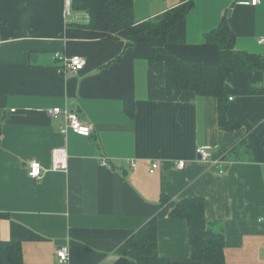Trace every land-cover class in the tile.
Returning <instances> with one entry per match:
<instances>
[{
  "label": "crops",
  "instance_id": "1",
  "mask_svg": "<svg viewBox=\"0 0 264 264\" xmlns=\"http://www.w3.org/2000/svg\"><path fill=\"white\" fill-rule=\"evenodd\" d=\"M66 1L0 0V214L8 216L0 219V256L2 242L12 241L22 247V264H60L63 247L65 264H136L117 251L168 196L205 200L207 220L225 236L226 264H264V163L243 143L249 126L264 123V73L229 77L227 119L247 125L223 130L218 100L168 88L166 65L150 61V44L126 49L124 41L68 39L67 24L88 22V15L72 10L66 17ZM250 1L194 0L167 51L219 63L220 47L207 36L226 21L237 50L264 57V0L256 7ZM179 4L134 0V15L153 20ZM57 54L87 66L63 75ZM53 108L75 112L91 134H63L66 121L46 112ZM199 147L212 148L211 162L199 159ZM59 148L68 172L51 171ZM33 161L47 170L41 180L28 176ZM158 230L161 258L204 264L192 260L187 220L160 218Z\"/></svg>",
  "mask_w": 264,
  "mask_h": 264
},
{
  "label": "trees",
  "instance_id": "2",
  "mask_svg": "<svg viewBox=\"0 0 264 264\" xmlns=\"http://www.w3.org/2000/svg\"><path fill=\"white\" fill-rule=\"evenodd\" d=\"M72 10L88 15V22H70L66 37L72 40L124 41L125 48L150 44L153 49L151 62L166 65V86L170 89L191 91L201 97L218 100L219 124L223 130L234 131L247 125L230 121L226 113L229 98L227 80L237 72L264 73V57L236 49V35L224 21L207 39L220 47V61L207 64L197 60H182L166 49L169 35L193 9L194 0H180V4L153 20L138 22L134 15V0H71ZM61 74L65 71L61 69ZM264 88V86H263ZM126 111L133 116V101L126 103ZM3 129L0 125V147ZM254 162L264 163V123L256 128L249 126V134L243 141ZM205 200L191 198L173 200L161 198V210L140 230L133 234L117 251L136 264H171L158 251V221L170 216L185 219L189 226L192 260L204 264H226L225 236L220 227L206 218ZM8 217L0 214V219ZM22 247L17 242H2L0 264H22Z\"/></svg>",
  "mask_w": 264,
  "mask_h": 264
},
{
  "label": "built area",
  "instance_id": "3",
  "mask_svg": "<svg viewBox=\"0 0 264 264\" xmlns=\"http://www.w3.org/2000/svg\"><path fill=\"white\" fill-rule=\"evenodd\" d=\"M261 0H251L250 4L254 7L260 5ZM72 13V1L67 0L66 1V8H65V16L70 17ZM262 44H264V39L261 40ZM56 60L60 61L63 64L62 70L65 71L66 74L72 73V72H79L85 69L87 66V61L84 58L81 57H75V58H68L61 56L60 54L56 55ZM232 100V99H231ZM47 114L51 116L52 118H62L66 121V127L63 130V134H66L68 130H72L77 134L89 136L92 132V127L90 125H87L81 121L79 116L68 109L64 108H53L46 110ZM212 148L210 147H199L197 148L196 152L199 156V159L203 162H211L213 156H212ZM52 167L51 171L53 172H68L69 171V162H68V155L66 152V149L59 148L56 149L53 152L52 156ZM101 164L104 167L112 168L110 162L106 158H102ZM130 167L133 169L137 168V163L135 161H129ZM186 163L180 162L178 164V168L183 169L185 168ZM159 165L158 163H154L152 165V169L150 170L151 173H154L158 169ZM47 170L44 168V166L39 161H33L29 165L28 169V176L35 180H41L44 176ZM262 221L264 222V218H262ZM57 258L59 260L60 264H65L69 260V251L68 248L63 247L57 251Z\"/></svg>",
  "mask_w": 264,
  "mask_h": 264
},
{
  "label": "bare ground",
  "instance_id": "4",
  "mask_svg": "<svg viewBox=\"0 0 264 264\" xmlns=\"http://www.w3.org/2000/svg\"><path fill=\"white\" fill-rule=\"evenodd\" d=\"M75 73V72H74Z\"/></svg>",
  "mask_w": 264,
  "mask_h": 264
},
{
  "label": "rangeland",
  "instance_id": "5",
  "mask_svg": "<svg viewBox=\"0 0 264 264\" xmlns=\"http://www.w3.org/2000/svg\"><path fill=\"white\" fill-rule=\"evenodd\" d=\"M74 11V10H73Z\"/></svg>",
  "mask_w": 264,
  "mask_h": 264
},
{
  "label": "water",
  "instance_id": "6",
  "mask_svg": "<svg viewBox=\"0 0 264 264\" xmlns=\"http://www.w3.org/2000/svg\"><path fill=\"white\" fill-rule=\"evenodd\" d=\"M73 75V74H72Z\"/></svg>",
  "mask_w": 264,
  "mask_h": 264
}]
</instances>
